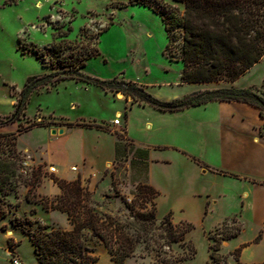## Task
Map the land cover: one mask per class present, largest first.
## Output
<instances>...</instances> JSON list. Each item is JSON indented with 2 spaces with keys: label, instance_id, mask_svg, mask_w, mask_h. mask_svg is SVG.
<instances>
[{
  "label": "rangeland",
  "instance_id": "1",
  "mask_svg": "<svg viewBox=\"0 0 264 264\" xmlns=\"http://www.w3.org/2000/svg\"><path fill=\"white\" fill-rule=\"evenodd\" d=\"M166 1L184 9L182 1ZM105 28L107 30L99 38L100 31ZM58 30L68 35L55 37ZM167 42L161 16L146 6L130 4L129 0H0V119L7 120L13 113L28 76L53 70L43 65L42 57L37 55L40 50L49 62L72 51L97 46L100 54L88 60L85 73L101 79L117 76L136 81L160 99L164 98L157 94H180L175 97L178 98L193 91L216 88L210 85L190 90L193 84H183L181 61L170 60L164 53ZM53 43L58 46H51ZM180 48L181 44L177 42L173 49L176 56L180 54ZM119 94L74 79L32 93L25 115L16 121L24 124L47 121L51 123L48 128H56L57 132L51 136L52 141H47L46 135L38 130L24 132L20 139L18 136L15 147L8 145L7 139H0V159L15 160L18 156L22 159L14 182L8 183L5 190L0 189V264H12L13 256L20 258L23 264L36 263L29 232L36 230L40 223L71 228L66 213L46 210L41 204L27 199L32 188L27 183L33 179L34 172L40 176L32 188L35 199L55 196L48 193L52 185L58 184L55 178L74 180L81 176L83 181L88 180L93 199L98 203L97 211L122 218L129 213L127 203L132 202L138 183L148 182L160 191L156 199L158 221L171 214L174 222L193 224L185 236L186 244L174 243L170 250L161 247V240L155 236L153 242L138 245L125 264H161L158 256L171 258L172 264H217L212 260V252L220 257L219 264H237L233 251L242 242L247 243L241 250L244 263L252 262L244 261L243 253H248L245 258L248 255L251 258L250 253L254 251V256L264 258V195L253 194L244 205L243 183L257 181L222 173L221 169L209 167L189 152L196 148L189 137V132L194 129L190 114L182 118L162 114L150 104L133 102ZM117 111L123 113L122 124L111 127L109 120L115 118ZM147 120L152 121V125L146 123ZM70 123L102 124L107 127L104 131L123 135L122 141L129 143L128 147L118 159L104 164L110 154V136L87 127L60 134L59 129L69 128ZM177 125L183 126L181 132H169ZM129 136L135 142L129 141ZM18 139L21 147L42 143L44 146L38 151H44L43 147L52 151L56 163L45 160L43 155L41 159L21 150ZM132 145L149 150V162L153 163L151 178L148 170L133 156ZM10 148L12 154H9ZM175 155L186 156L197 166L210 171H195L193 166L182 161L181 156L182 160L169 158ZM24 160L28 162L26 166ZM83 163L92 169L88 176L81 173ZM74 165L78 166L77 170H71ZM50 166H56L57 172H50ZM65 167L73 172L72 177L61 176L59 169ZM223 223L226 227L220 231ZM237 228H241L237 236L222 238ZM259 235L260 239L255 242ZM187 243L193 245L195 252ZM216 246L219 248L214 250ZM95 254L98 260L93 264H114L102 242L96 243Z\"/></svg>",
  "mask_w": 264,
  "mask_h": 264
},
{
  "label": "trees",
  "instance_id": "2",
  "mask_svg": "<svg viewBox=\"0 0 264 264\" xmlns=\"http://www.w3.org/2000/svg\"><path fill=\"white\" fill-rule=\"evenodd\" d=\"M177 1L184 3L183 10L166 0H129V3L146 6L161 16L168 39L164 53L170 60L182 62V83L234 81L264 56V0ZM107 28L100 31L99 38ZM62 35L68 34H62V31L58 30L55 37ZM177 42L181 44L178 56L173 51ZM51 46L56 47L58 44L53 43ZM43 52L40 50L37 55L42 57L44 66L53 70L27 77L18 94L13 113L7 120L0 119V125L21 120L33 92L68 79L95 84L113 93L120 92L126 98L131 97L133 102H144L162 111H178L214 100L241 101L260 108L264 116V83L261 87L197 90L178 98L164 100L153 96L146 91L143 84L136 81L117 76L101 79L85 73L84 68L88 60L100 54L97 46L72 51L61 59H52L49 62ZM50 125L51 123L47 121L28 124L19 122L16 131L0 132V139H7V144L15 147L17 138L22 133L35 126ZM69 126L107 130V127L97 123H70ZM262 134L264 135V127ZM116 137L115 159H118L129 143L123 142L124 137L119 133H116ZM127 139L133 142L129 137ZM130 149H134L133 156L148 170L149 150L134 145ZM12 150L10 148L9 154H12ZM21 161L19 156L15 160L9 157L0 159L1 190H5L8 183L14 182L17 168L22 167ZM32 176L33 179L27 185L35 188L40 176L36 172L32 173ZM55 181L61 189L59 194L44 197L34 193V196L40 197L35 199L32 197L33 189L30 188L27 199L41 204L46 210L66 213L71 228L40 223L36 230L29 232L36 255L35 264H93L98 260L95 254L97 242L105 245L114 264H125L126 259L134 255L138 245L153 242L155 236L161 240L159 241L161 247L166 246L170 250L174 243L186 244L185 236L193 228L190 222H174L171 214L158 221L156 199L160 191L148 182L138 183L132 202L127 203L129 213L122 218L97 211L98 203L93 199V191L88 185V180L83 181L81 176L74 180L55 178ZM224 227L226 223H223L220 231L224 230ZM240 231L241 228H237L222 238L230 239L237 236ZM211 238L219 242L217 238L213 236ZM259 239L260 235L254 241ZM187 245L195 252L192 244ZM246 245L247 243L233 251L237 264H247L241 260V250ZM218 248L216 246L213 249ZM211 257L214 263L219 264L221 260L219 256L212 252ZM158 261L161 264L173 263L171 258L160 256ZM250 264H264V261Z\"/></svg>",
  "mask_w": 264,
  "mask_h": 264
},
{
  "label": "crops",
  "instance_id": "3",
  "mask_svg": "<svg viewBox=\"0 0 264 264\" xmlns=\"http://www.w3.org/2000/svg\"><path fill=\"white\" fill-rule=\"evenodd\" d=\"M182 64V62H181ZM183 69V64H182ZM182 74V72H181ZM181 79V76H180ZM264 83V56L260 61L255 63L249 70H247L243 75L234 81H220V82H206V83H183V84H193V89H204L210 87H236V88H250V87H261ZM120 93V92H119ZM122 94V93H121ZM124 95V94H123ZM164 99H172L180 94H171L169 96L157 94ZM125 96V95H124ZM129 99H132L131 97ZM140 106V104L138 103ZM143 108H151L149 106H144ZM147 110H153L147 109ZM162 114H172L175 117L182 118L190 114V123L193 125L194 129L190 131V139L192 145L196 148L189 149L188 151L196 154L200 157L206 164L211 168H219L222 173L239 175L244 178L255 179L257 182H245L244 188V205L246 200L253 194H263L264 195V135L262 134V129L264 127V116L261 113V109L251 105L246 102L241 101H220L214 100L207 102L205 104L191 106L178 111H162L157 109ZM121 111H117L116 114ZM114 118L109 120L112 121ZM151 123L152 121L147 120L146 123ZM130 123V122H129ZM127 124V125H126ZM19 123L13 121L4 125H0V132H13L18 128ZM126 131L128 134V119L125 120ZM114 126L111 124V127ZM182 125H177L169 129V132H174L178 134L181 132ZM78 128H85L82 126H70L69 128H64L63 133H66L70 129L72 131L79 130ZM53 128L48 127H35L32 130H38L42 134L46 135L47 141H52L54 136L52 133ZM102 134L110 136L109 151L107 157L104 160V164L115 158V142L116 136L111 132L98 130ZM188 133V132H187ZM23 134V133H22ZM21 134V135H22ZM61 134V133H60ZM19 135V139L21 137ZM130 138V136H129ZM21 150L27 153H32L37 155L39 158H43L50 162H55V157L52 151L44 148V151H38L43 145L42 143L36 144L34 146L21 147ZM134 141V140H133ZM135 142V141H134ZM44 146V145H43ZM143 147L141 145H138ZM202 147V149H199ZM150 156V153H149ZM169 156L170 159L173 158H183V162L190 164V167H194V170L199 173H208L210 170L203 169L201 166H197L192 160L183 155ZM152 161L149 162L148 173L151 178L150 173H153ZM200 169H196V168ZM72 170V169H71ZM92 169L86 167L82 164L81 173L83 175H90ZM59 173L62 177L68 178L73 176V172L69 171L68 167L64 169H59ZM94 175L97 173L93 172ZM151 180V179H150ZM61 192L58 184L52 185L49 188L48 193L57 195ZM39 211L42 209H38ZM245 244L242 242L241 245ZM240 247V246H239ZM254 249V248H253ZM248 253H243L242 259L247 262H263L264 258L261 256H254V251H251L250 256L245 258Z\"/></svg>",
  "mask_w": 264,
  "mask_h": 264
},
{
  "label": "built area",
  "instance_id": "4",
  "mask_svg": "<svg viewBox=\"0 0 264 264\" xmlns=\"http://www.w3.org/2000/svg\"><path fill=\"white\" fill-rule=\"evenodd\" d=\"M122 117H123V113L122 112H118L115 116V118L112 120V125L114 126H120L122 124ZM23 164L26 166L28 164V162L26 160L23 161ZM78 166L74 165L71 167L72 170H77ZM50 172L55 173L57 172V167L56 166H50L49 167ZM12 264H23L22 261L20 260V258H18L17 256H13L12 257Z\"/></svg>",
  "mask_w": 264,
  "mask_h": 264
},
{
  "label": "water",
  "instance_id": "5",
  "mask_svg": "<svg viewBox=\"0 0 264 264\" xmlns=\"http://www.w3.org/2000/svg\"><path fill=\"white\" fill-rule=\"evenodd\" d=\"M51 131H52V133H56L57 129L53 128ZM63 131H64V128L59 129V133H63Z\"/></svg>",
  "mask_w": 264,
  "mask_h": 264
},
{
  "label": "bare ground",
  "instance_id": "6",
  "mask_svg": "<svg viewBox=\"0 0 264 264\" xmlns=\"http://www.w3.org/2000/svg\"><path fill=\"white\" fill-rule=\"evenodd\" d=\"M119 95H121V94H119Z\"/></svg>",
  "mask_w": 264,
  "mask_h": 264
}]
</instances>
